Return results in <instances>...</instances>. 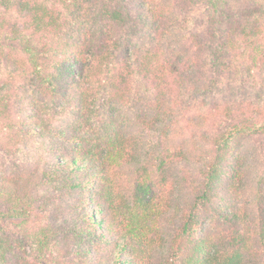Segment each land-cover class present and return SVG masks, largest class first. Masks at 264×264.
Segmentation results:
<instances>
[{
	"label": "trees",
	"instance_id": "16d2710c",
	"mask_svg": "<svg viewBox=\"0 0 264 264\" xmlns=\"http://www.w3.org/2000/svg\"><path fill=\"white\" fill-rule=\"evenodd\" d=\"M254 60L264 0H0V264H264Z\"/></svg>",
	"mask_w": 264,
	"mask_h": 264
},
{
	"label": "rangeland",
	"instance_id": "374dc122",
	"mask_svg": "<svg viewBox=\"0 0 264 264\" xmlns=\"http://www.w3.org/2000/svg\"><path fill=\"white\" fill-rule=\"evenodd\" d=\"M243 45V44H242ZM239 47L242 49V51H245V46L244 47H241L239 45ZM246 47H248L246 45ZM243 63H238V74L237 76L240 77L239 81H245L243 84L246 85V87L249 89L253 84L251 85H248L249 84V81L250 79L252 78V80H256L257 79V73H259L260 69H262L264 67V64L263 65H259V64H256L255 63V60L253 63L251 62H244V64L242 65ZM247 70H249V73L247 72ZM256 90V88H254ZM2 131H1V128H0V137H2ZM7 140L6 139H2L1 138V144L2 146L5 148L7 147L9 149V152L4 155H1L0 156L3 158V161L5 163H7L9 166L10 164H12V160H14V158L20 162L22 157H21V147H18V146H12L10 144L7 145ZM7 145V146H6ZM54 256L53 257H56V253H53Z\"/></svg>",
	"mask_w": 264,
	"mask_h": 264
}]
</instances>
